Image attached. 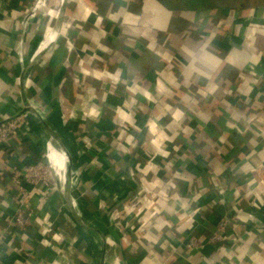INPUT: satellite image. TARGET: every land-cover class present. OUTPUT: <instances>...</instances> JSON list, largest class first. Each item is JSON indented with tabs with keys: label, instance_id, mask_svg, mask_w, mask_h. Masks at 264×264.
<instances>
[{
	"label": "crops",
	"instance_id": "0c3cea01",
	"mask_svg": "<svg viewBox=\"0 0 264 264\" xmlns=\"http://www.w3.org/2000/svg\"><path fill=\"white\" fill-rule=\"evenodd\" d=\"M37 3L0 0V125L23 92L45 117L0 145V264H264V4L67 0L56 32L62 0ZM50 129L75 203L32 193L26 235L10 172L49 161Z\"/></svg>",
	"mask_w": 264,
	"mask_h": 264
},
{
	"label": "built area",
	"instance_id": "2783aa9c",
	"mask_svg": "<svg viewBox=\"0 0 264 264\" xmlns=\"http://www.w3.org/2000/svg\"><path fill=\"white\" fill-rule=\"evenodd\" d=\"M41 2L42 0H38L37 6ZM71 115L73 116V114ZM123 127V131L120 132L126 133V131H128V127ZM28 129L29 128L26 124V119H24L23 116H19L15 119H11L2 123L0 125V145L9 142L12 139L17 140L18 143H21V139L27 136V132H29ZM122 137L123 136L120 135L119 138L122 140ZM10 178L11 186L17 194V204L14 209L13 226L15 227L16 231L28 235L29 227L31 224H34V210L30 200L32 193L43 189V193L48 196L53 190L57 188L53 180L51 165L46 158V154L41 160L37 162L25 164L23 167L12 168L10 172ZM120 210L124 209H115L112 213V218L116 221V224L119 228H123V225L120 222V220L123 219L122 212ZM43 220L44 224L42 225L39 233L43 236H48L53 232L55 222L51 217H45ZM229 223L230 221L228 219H224L219 222V230L212 238L213 242L226 239V229ZM223 232L224 235H222ZM195 244H197V242L193 238L190 246ZM37 264L47 263L40 261Z\"/></svg>",
	"mask_w": 264,
	"mask_h": 264
},
{
	"label": "trees",
	"instance_id": "16d2710c",
	"mask_svg": "<svg viewBox=\"0 0 264 264\" xmlns=\"http://www.w3.org/2000/svg\"><path fill=\"white\" fill-rule=\"evenodd\" d=\"M167 10L175 13L191 12V13H207L211 11L222 12L227 11L234 5H225L226 0H156ZM237 1V0H234ZM221 25V23H220Z\"/></svg>",
	"mask_w": 264,
	"mask_h": 264
},
{
	"label": "water",
	"instance_id": "95a60500",
	"mask_svg": "<svg viewBox=\"0 0 264 264\" xmlns=\"http://www.w3.org/2000/svg\"><path fill=\"white\" fill-rule=\"evenodd\" d=\"M66 1L67 0H62V7L60 9L59 16H58L57 27L55 28L56 32L59 31L60 25H61V23L63 21L64 15H65ZM25 74H26V70H25L23 76H25ZM23 102H24V109L22 111L18 112L16 115L11 116L10 118H8L6 121H9L11 119H15V118H17L19 116H22L24 113L29 112V113H33L44 124L45 123L44 115L39 110H37L36 107H34L30 103V100L28 99V97L26 96V94L24 92H23ZM51 138H52V141H53V144L55 145V147L58 150L63 151L64 154L67 156V159H68L67 161H68L69 170H70L69 171V177H68V198H69V200H70V202L72 204L74 201L71 200L70 191H69V188H70V186L73 183V180H72V168L70 166V164H71V155H70L69 151L66 149L65 145L63 144L61 138L59 137V135L57 134L56 131H52L51 130Z\"/></svg>",
	"mask_w": 264,
	"mask_h": 264
},
{
	"label": "bare ground",
	"instance_id": "6f19581e",
	"mask_svg": "<svg viewBox=\"0 0 264 264\" xmlns=\"http://www.w3.org/2000/svg\"><path fill=\"white\" fill-rule=\"evenodd\" d=\"M54 32V31H53ZM52 32V34H53ZM49 139H51V143L53 144L52 138L51 136H49ZM50 144V143H49ZM54 145V144H53ZM50 146V145H49ZM50 157L49 158V162L51 165V170H52V175H53V180L56 184L57 181V188L55 189V191H59L63 196H66L68 193V177H67V181H66V185L64 186L62 181H61V177H60V171H61V153L63 154V156L65 157L64 159L66 160L67 156L64 154L63 151H58V149L55 147H50ZM56 155V156H55ZM49 156V155H48ZM66 163V162H65ZM56 178V181H55ZM80 204V203H79Z\"/></svg>",
	"mask_w": 264,
	"mask_h": 264
},
{
	"label": "rangeland",
	"instance_id": "374dc122",
	"mask_svg": "<svg viewBox=\"0 0 264 264\" xmlns=\"http://www.w3.org/2000/svg\"><path fill=\"white\" fill-rule=\"evenodd\" d=\"M264 2V0H237V1H234V0H226V1H224V3H226V4H224V6L225 5H234V6H238V7H240V6H249V7H254V6H256V5H258V4H264L263 3ZM96 96V95H95ZM94 96V97H95ZM97 115V114H96ZM122 124H120L117 128H116V130L115 131H123V129H124V127L123 126H121ZM118 135V134H117ZM119 135H120V132H119ZM118 135V136H119ZM123 138V137H122ZM134 142V141H133ZM132 142V146L135 144V142L133 143ZM52 145V144H51ZM50 148H49V150H48V157H50ZM56 156V155H55ZM64 184H65V181H64Z\"/></svg>",
	"mask_w": 264,
	"mask_h": 264
}]
</instances>
